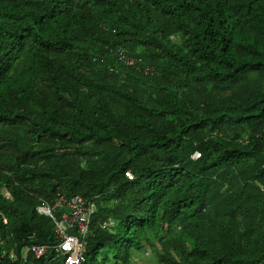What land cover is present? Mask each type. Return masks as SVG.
<instances>
[{
	"label": "trees",
	"instance_id": "1",
	"mask_svg": "<svg viewBox=\"0 0 264 264\" xmlns=\"http://www.w3.org/2000/svg\"><path fill=\"white\" fill-rule=\"evenodd\" d=\"M75 195L83 264H264V0H0L12 264L65 262Z\"/></svg>",
	"mask_w": 264,
	"mask_h": 264
},
{
	"label": "built area",
	"instance_id": "2",
	"mask_svg": "<svg viewBox=\"0 0 264 264\" xmlns=\"http://www.w3.org/2000/svg\"><path fill=\"white\" fill-rule=\"evenodd\" d=\"M120 57L129 65L135 62L134 57L126 58L123 52H121ZM58 205H69L72 207L71 211L63 214L62 220L55 219V212L58 209H50L46 206H41L39 207V211L52 217V219L55 221V226L57 228L56 231L64 237L65 241L68 242V247L66 250H64L66 253V258L63 264H83L86 260L84 244L77 236L66 235L63 231H65V228L67 229L79 226L81 233H87L89 230L91 214L95 211V204L92 202L88 203L81 196L75 195L71 196L70 198L61 196L55 204V206ZM32 249L37 258H41L47 250L45 246L38 245L33 246ZM17 258L18 256L14 250L10 251L9 248H6L4 244H0V264L15 263L17 262Z\"/></svg>",
	"mask_w": 264,
	"mask_h": 264
},
{
	"label": "clouds",
	"instance_id": "3",
	"mask_svg": "<svg viewBox=\"0 0 264 264\" xmlns=\"http://www.w3.org/2000/svg\"><path fill=\"white\" fill-rule=\"evenodd\" d=\"M77 196H80V195H77ZM64 197H66V196H64ZM66 198H68V197H66ZM82 198H84V197H82ZM41 206H43V205H41ZM41 206H39V207H41ZM39 207H38V210H39ZM67 247H68V242L63 240V242L60 243V248L64 251V250H66Z\"/></svg>",
	"mask_w": 264,
	"mask_h": 264
},
{
	"label": "rangeland",
	"instance_id": "4",
	"mask_svg": "<svg viewBox=\"0 0 264 264\" xmlns=\"http://www.w3.org/2000/svg\"><path fill=\"white\" fill-rule=\"evenodd\" d=\"M6 194L8 195V193L6 192Z\"/></svg>",
	"mask_w": 264,
	"mask_h": 264
}]
</instances>
